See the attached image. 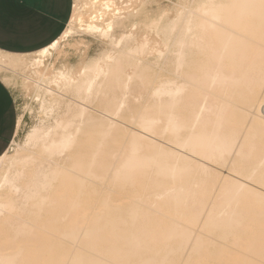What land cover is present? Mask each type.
Instances as JSON below:
<instances>
[{"label": "bare ground", "instance_id": "bare-ground-1", "mask_svg": "<svg viewBox=\"0 0 264 264\" xmlns=\"http://www.w3.org/2000/svg\"><path fill=\"white\" fill-rule=\"evenodd\" d=\"M181 1L150 49L141 0H75L25 61L53 119L0 157V264H264V0ZM76 31L112 50L50 70Z\"/></svg>", "mask_w": 264, "mask_h": 264}, {"label": "rangeland", "instance_id": "rangeland-1", "mask_svg": "<svg viewBox=\"0 0 264 264\" xmlns=\"http://www.w3.org/2000/svg\"><path fill=\"white\" fill-rule=\"evenodd\" d=\"M180 1V0H179ZM178 0H141V2H140V0H138V2H140V4L141 3H143V4H145V6L144 5H142L141 7L145 10V15H147V14H149V15H147L148 17H151V19H150V21H148L149 23H146V25H144V28H142L141 26L140 27H138V25H137V27L139 28H137V29H135L134 31H133V36H135V38L133 39V41H135L136 43H137V41L140 39V34L142 33V32H140V29H141V31H143L144 29H145V27H146V29L144 30V31H146V32H148L149 34H145L146 32H144L143 31V33L145 34V35H147V36H145V38H144V40H146V41H148V38L150 37L151 38V35H153V36H155V38L157 39V41H161V33H158L157 31H158V28L157 27H159V26H157V25H159L158 23H159V20H158V18H154V20H153V18L152 17H155V16H158L160 13H161V11H165V12H163V14L164 15H166V17H167V12H170V13H174L175 12V10L173 9L172 11H171V9L172 8H174V7H176V4H177V2H179ZM183 1L186 3V1L187 0H182L180 3H183ZM189 1V0H188ZM188 3V2H187ZM176 9V8H175ZM160 10V11H159ZM167 11V12H166ZM174 11V12H173ZM148 12V13H147ZM171 14V15H172ZM151 15V16H150ZM169 15V17L171 16L170 14H168ZM173 16V15H172ZM166 17H165V20H166ZM169 17H167V20H168V18ZM152 20V21H151ZM155 20H156V22H157V24L155 23ZM151 23H154V24H152V27H151V29H150V27H148V26H151ZM129 23H127V25H128ZM155 24H156V26L157 27H155L156 28V32L154 31L155 30V28L154 29H152L154 26H155ZM139 25H141V24H139ZM148 25V26H147ZM128 27H129V25L127 26V28H123V27H116L115 28V31H114V34H115V36H116V34H117V36H116V38L117 37H119L120 38V36L122 35H124V34H128L129 33V31H130V27H129V30H128ZM127 29V31L126 32H128V33H126L125 32V30ZM152 30V31H151ZM118 33H117V32ZM125 32V33H124ZM151 32V33H150ZM153 32V33H152ZM78 33V34H77ZM157 33V34H156ZM95 36V37H94ZM97 36V37H96ZM99 35L98 34H89V33H85V32H79V31H76L72 36H71V38L69 39V41L68 42H65V43H63L62 45H61V49H59V51L57 52V53H53L54 55H53V57H49L48 58V60L46 61V64H47V66L49 67V69L51 68V69H64L65 67H72V65H73V67H75V70H76V68H77V70H79V68L82 66V65H84V62L86 63L87 61H89V60H91L92 58H98L100 55H102L103 53H105L106 52V50L108 51V52H110L111 50H112V47H111V45H110V43H109V40H106V38H102V37H98ZM149 36V37H148ZM138 38V39H137ZM149 38V39H150ZM132 41V40H131ZM130 41V45L132 44V42ZM146 41H144L143 42V44H145L146 43ZM155 41V40H154ZM154 41H148L149 43H150V46H149V43H146V44H148V46L147 45H145V46H147V47H149L150 49L152 48L153 49V47L156 45H154L153 43H151V42H154ZM133 43L132 45H134V44H136V43ZM66 43H68V44H66ZM72 43V44H71ZM126 44V42L124 43V45ZM161 44V43H160ZM123 45V46H124ZM154 45V46H153ZM153 46V47H152ZM160 47H161V45H159ZM107 48V49H106ZM148 48V49H149ZM155 48L157 49V46H155ZM149 49V50H150ZM156 49H154V50H156ZM154 50H152V52H150L149 51V54H147L146 56L145 55H143V58H144V62L145 63H149V66L151 65V64H153V65H151L152 66V68L154 69V68H158L160 65H161V58H158V52L157 51H154ZM102 52V53H101ZM61 53V54H60ZM101 53V54H100ZM151 54H153V55H151ZM35 55V54H34ZM34 55H24V56H22V55H12L11 57H10V55L9 54H2V53H0V63H3L5 66H7V67H9L10 66V68H3V67H1L0 68V77L11 87V89H12V91H13V93H14V95H15V99H16V104H17V109H18V115H19V121L21 120V123H20V126L18 127V130H17V133H16V136H15V138H14V141H16L18 144H22L23 145V142H24V140H25V137H26V135H27V133H29L30 131H31V129L32 128H34L35 126H40L41 125V123L42 124H48V122H45V121H47V120H45L46 118L48 119V121L49 122H51L52 123V119H53V117H47L46 116V114H45V112H42L43 111V109H42V104L38 101V100H36L37 98H36V93H34L35 92V90H34V87H33V85H31V83L27 80V78L25 77V76H27V77H33V71L30 69V68H28V66H27V64L25 63V61L27 60L28 62L27 63H29V61L30 60H32V58L34 57ZM155 55H157V56H155ZM25 56H26V58H25ZM93 56V57H92ZM98 56V57H97ZM4 57V58H3ZM30 57V58H29ZM91 57V58H90ZM160 57V56H159ZM12 58V59H11ZM21 58H23V59H25V60H23V59H21ZM154 58V59H153ZM29 59V60H28ZM22 60V61H21ZM146 60V61H145ZM152 62H151V61ZM158 60H160V61H158ZM18 62V63H17ZM125 62V61H124ZM20 63V64H19ZM80 63V64H79ZM155 63V64H154ZM25 64V65H24ZM53 64H54V67L52 68L51 66H53ZM64 64H65V66H64ZM123 64V63H122ZM128 64H129V62H128ZM128 64H126L127 66H129L130 68H132L130 65H128ZM132 64V66L133 65H135V64H133V63H131ZM80 65V66H79ZM120 65H121V63H120ZM24 66H27L26 67V69H28V70H26L25 69V67ZM59 66V67H58ZM123 66H124V64H123ZM157 66V67H156ZM19 67V68H18ZM23 67H24V69H23ZM79 67V68H78ZM128 67V68H129ZM17 68H18V72H17ZM125 68H127V67H125ZM13 69H16V71L15 70H13ZM50 69V70H51ZM134 66H133V69H130V71H129V73H127L128 71L125 69V73H127V74H134V73H130V72H133L134 71ZM159 69V68H158ZM26 70V71H25ZM31 70V71H30ZM77 70H76V72H77ZM132 70V71H131ZM155 70H157V69H155ZM154 70V71H155ZM13 71V72H12ZM127 71V72H126ZM136 71V70H135ZM147 71H149V70H147ZM158 71V70H157ZM157 71H155V72H157ZM15 72H17V73H15ZM155 72H153L152 71V73H151V71L149 72L150 73V75H152L153 77L155 76V78H157L156 77V75H157V73L155 74ZM32 73V74H31ZM146 73V72H145ZM145 73L144 74H142V75H145ZM158 73H159V75H157V76H161V73H160V71H158ZM30 75V76H28V75ZM147 75H145L147 78L149 77V75H148V73H146ZM154 74V75H153ZM18 75V76H17ZM32 75V76H31ZM20 76V77H19ZM133 76H135V75H133ZM132 76V78H133V80L131 81V82H133L134 80H136L134 77ZM19 77V78H18ZM23 77H25V78H23ZM153 77H150L151 78V81H153V79H155V78H153ZM28 81L29 82V84L26 82V81ZM138 80V79H137ZM160 80V79H159ZM23 81V82H22ZM138 83H141L140 82V80H139V82ZM138 83H132L131 84V87L132 86H135V88L138 86L139 88H140V86H139V84ZM138 84V85H137ZM141 86L143 85L142 83L140 84ZM137 87V88H138ZM143 87V86H142ZM133 88V87H132ZM144 88H146V87H144ZM141 89H143V88H140V89H133V90H135L136 92H138V90H139V92L141 91ZM117 91V93H118V90H116ZM115 91V92H116ZM143 91V90H142ZM122 91H120L119 90V93H121ZM135 92V93H136ZM144 92H145V90H144ZM141 94H144V96L146 95V93H143V92H140ZM35 95V96H34ZM133 95V94H132ZM135 95V94H134ZM133 95V96H134ZM138 96V95H137ZM34 98H36V99H34ZM136 96L135 97H129L128 99H129V103H127V104H131L130 105V109H129V105H125V107H126V110H127V112H126V110H125V107L123 108L124 110H125V113L124 114H126L127 115V113L129 114L131 111V107L134 105V106H136L137 105V102H136ZM102 99V98H101ZM135 99V100H134ZM103 100V99H102ZM130 101H131V103H130ZM132 101H133V104H132ZM138 104H139V102H138ZM133 106V108H132V110L133 109H135V107ZM128 107V108H127ZM136 107H139V105H137ZM39 108V109H38ZM40 109H42V110H40ZM61 109V108H60ZM59 108H58V111H60L61 113L63 112L62 110H63V108L60 110ZM123 110V111H124ZM35 111V112H34ZM57 111V113H59V114H61L60 112H58ZM122 111V112H123ZM41 112H42V114H41ZM36 113V114H35ZM40 113V114H39ZM44 113V114H43ZM56 113V114H57ZM35 114V115H34ZM123 114V113H122ZM43 117H44V120H43ZM51 118V119H50ZM36 119V120H35ZM43 120V121H42ZM46 124V125H47ZM93 123H89L87 126H86V129L85 130H88V129H95L96 127H93ZM85 134V133H84ZM84 136V135H83ZM10 147H11V145H10ZM9 147V148H10ZM16 146H13L12 148H11V150H10V153H11V155L14 153V151L13 150H15L16 148H15ZM9 150V149H8ZM225 172V171H224ZM227 174V173H226Z\"/></svg>", "mask_w": 264, "mask_h": 264}, {"label": "crops", "instance_id": "crops-1", "mask_svg": "<svg viewBox=\"0 0 264 264\" xmlns=\"http://www.w3.org/2000/svg\"><path fill=\"white\" fill-rule=\"evenodd\" d=\"M75 0H0V51L33 55L66 31ZM19 115L11 87L0 77V157L18 130Z\"/></svg>", "mask_w": 264, "mask_h": 264}]
</instances>
